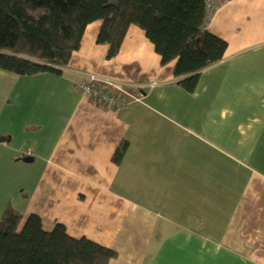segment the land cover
Wrapping results in <instances>:
<instances>
[{
  "label": "crops",
  "instance_id": "1",
  "mask_svg": "<svg viewBox=\"0 0 264 264\" xmlns=\"http://www.w3.org/2000/svg\"><path fill=\"white\" fill-rule=\"evenodd\" d=\"M218 1L205 29L227 48L193 93L136 26L106 59L99 21L61 74L0 71L19 228L30 214L45 231L61 223L113 250L107 264H264V0ZM88 74L142 98L105 109L75 88Z\"/></svg>",
  "mask_w": 264,
  "mask_h": 264
},
{
  "label": "trees",
  "instance_id": "2",
  "mask_svg": "<svg viewBox=\"0 0 264 264\" xmlns=\"http://www.w3.org/2000/svg\"><path fill=\"white\" fill-rule=\"evenodd\" d=\"M215 0H0V71L21 76L61 74L78 50L84 30L101 23L96 44L115 57L130 26L141 29L160 56L175 61L174 77L193 93L199 75L227 48L206 31ZM227 1V0H225ZM126 142L115 149L119 163ZM8 206L0 218V264H107L115 252L87 238H74L56 223L50 231L30 214Z\"/></svg>",
  "mask_w": 264,
  "mask_h": 264
},
{
  "label": "built area",
  "instance_id": "3",
  "mask_svg": "<svg viewBox=\"0 0 264 264\" xmlns=\"http://www.w3.org/2000/svg\"><path fill=\"white\" fill-rule=\"evenodd\" d=\"M219 5V1H213V9ZM154 84H150L152 87ZM83 96L95 104L115 111H122L125 106L134 100H140L142 94H131L130 85L105 78L96 74H88L80 83L75 86Z\"/></svg>",
  "mask_w": 264,
  "mask_h": 264
},
{
  "label": "rangeland",
  "instance_id": "4",
  "mask_svg": "<svg viewBox=\"0 0 264 264\" xmlns=\"http://www.w3.org/2000/svg\"><path fill=\"white\" fill-rule=\"evenodd\" d=\"M4 160L3 153L0 154V162ZM15 172L17 176L22 175V172L17 168H11L8 166L0 165V218L4 212V210L8 207V192H13L14 188L16 187L15 184ZM12 207L13 205L18 204V199L16 194L12 199ZM20 203V199H19ZM6 205V206H5ZM5 207V208H4Z\"/></svg>",
  "mask_w": 264,
  "mask_h": 264
},
{
  "label": "water",
  "instance_id": "5",
  "mask_svg": "<svg viewBox=\"0 0 264 264\" xmlns=\"http://www.w3.org/2000/svg\"><path fill=\"white\" fill-rule=\"evenodd\" d=\"M31 160V158H26V159H24V161H30Z\"/></svg>",
  "mask_w": 264,
  "mask_h": 264
}]
</instances>
